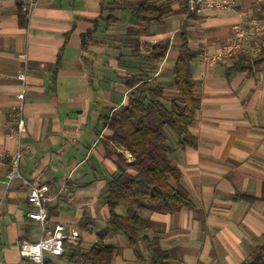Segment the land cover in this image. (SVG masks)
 Here are the masks:
<instances>
[{
  "label": "crops",
  "instance_id": "0c3cea01",
  "mask_svg": "<svg viewBox=\"0 0 264 264\" xmlns=\"http://www.w3.org/2000/svg\"><path fill=\"white\" fill-rule=\"evenodd\" d=\"M138 1L106 2L117 7L106 22L109 11H102L100 0H39L30 15L22 9L26 0H0V264H36L19 254L22 239L41 234L28 216L26 180L56 194L48 205L50 225L64 223L79 232L73 241L83 249L93 246L108 217L106 184L123 159L135 161L109 139L106 116L126 103L124 80L132 74L162 85L168 98L176 96L173 67L184 31L195 53V145L178 149L172 134L170 146L181 171L178 184L192 206L162 213L146 204L143 215L153 226L142 235L159 236L170 253L167 264H264L258 256L264 252V61L236 69L241 54L211 60L232 38L235 23L264 19V0H206L201 13L177 12L162 24L150 23L135 46L127 30L137 25ZM170 1L174 9L182 5ZM88 31L93 34L82 59ZM161 40L169 41L165 57L150 59L144 44ZM258 40L264 46V36ZM19 104L25 130L18 135ZM16 154L21 178L7 186ZM83 218L91 222L82 226ZM105 242L115 247L111 264H149L146 244H140L139 259L124 234L109 233ZM45 256L47 264H83L70 258L69 248Z\"/></svg>",
  "mask_w": 264,
  "mask_h": 264
},
{
  "label": "trees",
  "instance_id": "16d2710c",
  "mask_svg": "<svg viewBox=\"0 0 264 264\" xmlns=\"http://www.w3.org/2000/svg\"><path fill=\"white\" fill-rule=\"evenodd\" d=\"M100 1L102 11H109L103 17L109 22L117 7H106L104 4L108 1L116 4L117 0ZM179 1L182 2L181 7L174 9L170 0H139L133 8L137 25L129 26L127 30L129 35L135 37L134 45L141 44L150 23L162 24L172 14L190 12L189 0ZM18 16L20 24L24 25L26 19L21 4H18ZM92 32L82 34V59L85 56L83 52L90 44ZM168 46V40L153 45L144 44L147 56L155 61L165 57ZM194 56L184 31L181 33L179 55L173 67L176 96L171 98L165 96L162 85L152 83L141 75L132 74L125 78L124 84L129 90L127 101L106 116V119L111 142L128 150L135 161L127 163L123 159L106 184L108 217L106 226L97 233L93 246L85 250L78 241H64V248L70 249L71 259L81 260L83 264H111L115 247L106 244V236L109 233H122L139 259L143 258L140 244L144 243L150 251L149 264H167L170 253L161 247L159 236L142 235V230L153 226V222L144 217L143 211L146 204L151 205L152 211L162 213H175L185 206H192L188 194L178 184L181 171L172 162L174 149L170 146V140L172 134L177 136L178 149L195 145V136L190 131L199 104L190 71ZM263 61L264 46L253 58L244 54L237 56L234 68L251 69ZM169 130L173 133H169ZM119 209H123L122 212ZM90 222L88 218L81 220L82 226ZM258 256L263 257L264 252Z\"/></svg>",
  "mask_w": 264,
  "mask_h": 264
},
{
  "label": "built area",
  "instance_id": "2783aa9c",
  "mask_svg": "<svg viewBox=\"0 0 264 264\" xmlns=\"http://www.w3.org/2000/svg\"><path fill=\"white\" fill-rule=\"evenodd\" d=\"M39 0H26L22 9L27 14H31L32 8L36 7ZM206 0H189V10L201 13ZM212 5H227L226 1H213ZM232 38L223 44L221 49L212 57V61L222 60L226 57L244 54L251 58L257 56L261 50V43L258 38L264 36V19L260 20L254 17L246 21H239L232 26ZM22 80L25 79L24 73L18 75ZM18 114V135L25 130L23 119V106H17ZM4 156L0 154V159ZM21 178L19 170V154L13 156L10 160V170L6 175V184L9 186L13 179ZM28 188V199L32 205L28 216L37 220L41 227V234L37 240L22 239L19 242V254L22 259L30 260L36 264H46V253L51 255H62L64 252V241L67 239L73 241L79 236V232L68 229L64 223L49 224L48 205L55 199L56 194L50 191L47 184L36 183L34 181H25Z\"/></svg>",
  "mask_w": 264,
  "mask_h": 264
},
{
  "label": "rangeland",
  "instance_id": "374dc122",
  "mask_svg": "<svg viewBox=\"0 0 264 264\" xmlns=\"http://www.w3.org/2000/svg\"><path fill=\"white\" fill-rule=\"evenodd\" d=\"M174 91H175V90H174ZM175 93H176V92H175ZM169 131H170V130H169ZM169 133H173V132L170 131ZM173 135H174V134H173ZM171 139H172V136H171Z\"/></svg>",
  "mask_w": 264,
  "mask_h": 264
}]
</instances>
